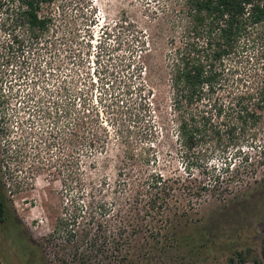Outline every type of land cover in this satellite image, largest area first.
<instances>
[{
    "label": "rangeland",
    "instance_id": "1",
    "mask_svg": "<svg viewBox=\"0 0 264 264\" xmlns=\"http://www.w3.org/2000/svg\"><path fill=\"white\" fill-rule=\"evenodd\" d=\"M144 2L41 4L39 15L48 23L39 41L22 21L0 14V60L17 37L25 51L46 48V55L59 57L51 67L59 97L53 106L44 102L49 143L39 121L22 126L19 116L8 138L0 135L2 195L18 224L0 229L6 232L2 264H228L235 251L259 253L264 166L250 175L235 157L231 168L238 173H223L216 155L205 174L193 173L209 191L186 187L191 181L168 93H149L141 69L150 26ZM258 56L255 66H242L244 79L264 72V53ZM56 114L58 141L52 138ZM259 149L249 150L252 162ZM15 151L21 160L13 169ZM37 167L43 170L36 173ZM159 173L177 189L167 196L169 209L158 205L153 212L147 209L155 197L151 178ZM228 183L230 191L222 193Z\"/></svg>",
    "mask_w": 264,
    "mask_h": 264
},
{
    "label": "trees",
    "instance_id": "2",
    "mask_svg": "<svg viewBox=\"0 0 264 264\" xmlns=\"http://www.w3.org/2000/svg\"><path fill=\"white\" fill-rule=\"evenodd\" d=\"M51 2L0 0V14L45 31L48 21L39 15L40 5ZM143 8L150 26L141 42V69L149 93H168L191 181L186 187L194 193L209 189L193 173L205 174L216 155L223 173H238L237 167L231 168L236 157L250 175L255 174L257 165L264 166V72L253 70L252 79L246 80L241 68L255 66L264 53V0H145ZM258 144V160L252 162L249 150ZM229 150L231 158L226 155ZM151 180L155 197L147 209H169L167 196L177 188L160 173ZM230 189L228 183L221 192ZM248 262L264 264V240L259 253L235 251L228 259V264Z\"/></svg>",
    "mask_w": 264,
    "mask_h": 264
},
{
    "label": "flooded vegetation",
    "instance_id": "3",
    "mask_svg": "<svg viewBox=\"0 0 264 264\" xmlns=\"http://www.w3.org/2000/svg\"><path fill=\"white\" fill-rule=\"evenodd\" d=\"M44 31L41 29H33L30 31V35L39 41V36H42ZM13 43L7 46V54L5 55V61L0 60V135H4L8 138L11 132V125L13 119L19 116V120L24 126L25 122L35 123L34 121H39L42 125V134L47 141L50 137V133L45 132L44 129H48L46 122L49 120L50 114L46 111V106L44 101L38 100L37 104L33 103V100L26 97H22L21 92L18 91L19 85L27 87L28 80V57L25 55L24 43L19 41V37L12 40ZM39 48L34 47V50ZM19 67V70L18 68ZM59 93L57 92V98ZM19 101V111L14 109L16 103ZM14 102V103H13ZM54 115V113H53ZM57 117H52L55 122L52 124L55 131L52 133V138L58 141L59 138V121ZM71 139L74 141V128L71 131ZM30 137L35 135L26 133ZM41 136V134H39ZM49 143V140L47 141ZM18 152L12 154L11 160L14 161V168H18L20 163V158L17 157ZM14 155V157H13ZM43 169L37 167L36 173ZM33 174V173H32ZM8 205L6 204L1 190V180H0V229L5 228L4 226L11 221L15 227L18 226L15 217L12 215V211L8 210ZM6 234L5 230L0 231V242L3 244L2 234ZM11 239V237H7ZM12 240V239H11ZM1 263V262H0ZM2 264V263H1Z\"/></svg>",
    "mask_w": 264,
    "mask_h": 264
},
{
    "label": "built area",
    "instance_id": "4",
    "mask_svg": "<svg viewBox=\"0 0 264 264\" xmlns=\"http://www.w3.org/2000/svg\"><path fill=\"white\" fill-rule=\"evenodd\" d=\"M52 48V45H49ZM37 51L42 52V56L37 54ZM46 51L49 52L46 48L42 50L37 49L33 51L28 48L25 51V55L28 57V80L27 87H23V85H19V88H22L24 97L32 100L37 104L38 100L46 101L50 100V102H46L48 105H54V97L57 93V88H53L54 83V73L55 69H51L55 64L59 62L58 55H51L50 53L46 55ZM57 53V52H55ZM49 55V56H48ZM57 77V76H56ZM50 81L51 85H48ZM56 82V81H55ZM57 83V82H56ZM58 86V84H57ZM56 89V90H55ZM53 108L50 106L49 110Z\"/></svg>",
    "mask_w": 264,
    "mask_h": 264
}]
</instances>
